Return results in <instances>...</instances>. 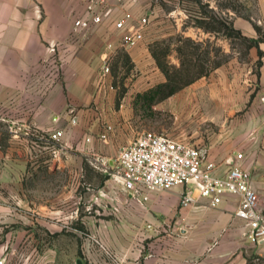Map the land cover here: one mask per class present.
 Wrapping results in <instances>:
<instances>
[{"label":"crops","instance_id":"0c3cea01","mask_svg":"<svg viewBox=\"0 0 264 264\" xmlns=\"http://www.w3.org/2000/svg\"><path fill=\"white\" fill-rule=\"evenodd\" d=\"M174 1L181 28L184 0ZM259 1L264 16V0ZM84 3L0 0V264H72L71 256L76 264H264V242H252L246 222L235 216L238 197L225 196L216 206L200 199L181 208V186L150 192L148 201L136 203L112 184L114 155L142 132L132 124L128 97L148 82L146 69L156 68L145 40L130 48L120 45L113 18L125 10L147 15L155 4L109 0L113 15L77 33L72 23ZM243 21L234 19L235 27L250 28ZM109 41L115 45L110 66L121 64L119 54L126 52L134 69L141 70L128 93H120L112 71L100 77ZM226 71L222 64L192 85L203 79L222 84L228 81ZM245 80L248 85L240 83L227 93L231 105L251 101L250 110L223 121L224 128L207 140L186 141L208 146L219 164L217 174L227 171L229 159L247 169L264 210V64ZM206 93V105L220 104L216 97L224 96L223 91ZM56 130L63 132L59 141L51 137ZM239 153L243 158L236 160ZM57 169L70 179L56 182ZM134 220L148 225L137 237L123 223ZM56 234L63 241L78 237L81 245L73 254L68 247L55 248ZM40 240L47 243L40 247ZM80 249L83 258L77 256Z\"/></svg>","mask_w":264,"mask_h":264},{"label":"rangeland","instance_id":"374dc122","mask_svg":"<svg viewBox=\"0 0 264 264\" xmlns=\"http://www.w3.org/2000/svg\"><path fill=\"white\" fill-rule=\"evenodd\" d=\"M153 3L155 4L154 12L152 11L147 14L152 27L146 30L145 43L149 45L156 40H164L165 43L175 42L179 34L191 36L198 40L210 38L212 46L221 48L217 58H228L227 62L223 64V67H227L226 75L228 81H223L222 84L217 83L218 85H216L209 81L207 82V79H203L201 82L191 84L161 102H155L152 89L165 80L164 73L155 63V69L153 68L154 65L146 69L148 82L146 83L144 79L145 82L141 87V91L135 90L132 97H128L130 107L134 112L132 124L134 127H140V131L170 134L173 137L184 140L200 138L207 140L209 133L212 135L224 128L223 121L230 123L232 120H237L239 117L244 116L245 112L250 110L251 101H240L231 105L230 101L232 97L227 93V90L233 89L235 85L240 83L243 85L247 82L248 85L249 82L247 80L244 81V79L249 78L252 72L259 73L261 66L264 64V16L262 15L260 1L184 0L182 7L186 13V19H184L185 22L181 25V28H179V21L173 12L176 5L174 0H153ZM164 11L172 12L167 13L168 16H163ZM201 11L222 20L234 22V19H242L244 20L243 22L249 24L250 28H237L240 29L241 34L236 32L231 33L227 30L230 35L224 34L223 31L217 34H210L202 28H200L202 30L200 33H194L192 31L193 28H190L193 25L194 18L206 16ZM255 26L260 28H256ZM210 48L212 47L210 46ZM213 55L214 51L212 52ZM170 60L174 64H179L175 51L170 55ZM110 67L112 73H115L114 81L119 85V91L123 94L128 93L134 87V79L141 75L139 73L141 70L137 71L133 65L132 70H130L132 67L128 69L126 65L117 63ZM136 73L139 74L136 75ZM130 74H134L135 76H131ZM128 75H130L131 79L125 80ZM184 90L192 92L184 93ZM208 90L223 91V97L219 96L220 99L216 97V99L220 100V104L206 105L210 98L208 93H206ZM198 91H205V93H199ZM232 107L234 108L233 113L229 112ZM105 137L106 135L103 136V138ZM117 155L116 153L114 158H117ZM88 175L90 178L95 176L90 170H88ZM110 177L112 178V184L117 185L119 191H123L122 185L114 180L113 175H110ZM55 179L58 183L69 180V173L66 170L57 169ZM161 195L163 199H166L167 196L164 193ZM125 200L130 201V198ZM133 201L137 203L136 200ZM123 223L128 224V227L134 228L136 237L140 236L143 228L148 227L147 224H143L137 220L124 221ZM124 227L126 226L124 225ZM69 232L74 234V231ZM40 233L43 232L40 231ZM62 238V236L56 234L54 242L51 241V243H54L55 248L68 247L71 253L73 249H76L77 245H81L78 237L73 236L72 240L69 241H63ZM46 243V240H40V247ZM77 256L83 258L81 249ZM74 258L71 256L72 264H76Z\"/></svg>","mask_w":264,"mask_h":264},{"label":"built area","instance_id":"2783aa9c","mask_svg":"<svg viewBox=\"0 0 264 264\" xmlns=\"http://www.w3.org/2000/svg\"><path fill=\"white\" fill-rule=\"evenodd\" d=\"M113 15L109 0H85L84 9L75 16L74 32L100 26L106 17ZM114 25L121 32L119 43L123 47H134L145 40L148 15L136 17L125 10L114 16ZM115 47L112 41L105 45L100 77L110 73L109 50ZM264 99V98H263ZM63 132L51 134L53 140H61ZM243 158L239 153L236 160ZM224 174H217L219 164L211 159L206 145H194L184 139L154 131H142L129 143L122 146L116 158L115 170L110 172L122 185L132 200L144 203L150 192L167 191L181 186L180 207L186 208L200 199H208L213 206L225 196L238 197L235 216L249 227L248 236L254 243L264 242V210L259 208L258 194L251 182V173L232 159Z\"/></svg>","mask_w":264,"mask_h":264},{"label":"trees","instance_id":"16d2710c","mask_svg":"<svg viewBox=\"0 0 264 264\" xmlns=\"http://www.w3.org/2000/svg\"><path fill=\"white\" fill-rule=\"evenodd\" d=\"M201 12L206 16L194 18V26L200 27L210 34H217L223 31L224 34L230 35L227 30L231 33L241 34L240 29L235 27L233 21L222 20L216 16L208 15L206 12ZM255 27L260 28L258 26ZM149 50L157 67L165 75V80L152 89L155 102H161L198 79L210 75L213 70L228 60L227 57L225 59L217 58L221 48L212 46L210 38L198 40L182 34L177 36L175 42L153 41L149 44ZM173 51L176 52V57L179 60L178 65L170 60V55ZM213 51L214 55L212 56ZM118 61L126 65L128 69L132 67L126 52H120ZM120 93L123 94L121 91Z\"/></svg>","mask_w":264,"mask_h":264}]
</instances>
